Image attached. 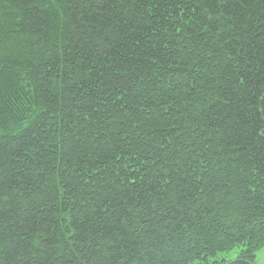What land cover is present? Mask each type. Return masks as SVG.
I'll return each instance as SVG.
<instances>
[{"label": "trees", "instance_id": "16d2710c", "mask_svg": "<svg viewBox=\"0 0 264 264\" xmlns=\"http://www.w3.org/2000/svg\"><path fill=\"white\" fill-rule=\"evenodd\" d=\"M263 247L264 0H0V264Z\"/></svg>", "mask_w": 264, "mask_h": 264}, {"label": "rangeland", "instance_id": "374dc122", "mask_svg": "<svg viewBox=\"0 0 264 264\" xmlns=\"http://www.w3.org/2000/svg\"><path fill=\"white\" fill-rule=\"evenodd\" d=\"M237 250L238 249H234L233 251H231L227 254L221 255V256H224L229 261L235 260L234 258L236 257V251ZM254 264H264V247L256 252Z\"/></svg>", "mask_w": 264, "mask_h": 264}, {"label": "water", "instance_id": "95a60500", "mask_svg": "<svg viewBox=\"0 0 264 264\" xmlns=\"http://www.w3.org/2000/svg\"><path fill=\"white\" fill-rule=\"evenodd\" d=\"M227 264H250V263L246 262V261H242V260H235V261H231Z\"/></svg>", "mask_w": 264, "mask_h": 264}, {"label": "bare ground", "instance_id": "6f19581e", "mask_svg": "<svg viewBox=\"0 0 264 264\" xmlns=\"http://www.w3.org/2000/svg\"><path fill=\"white\" fill-rule=\"evenodd\" d=\"M111 85V84H110ZM23 101V100H22ZM26 101V100H25Z\"/></svg>", "mask_w": 264, "mask_h": 264}]
</instances>
